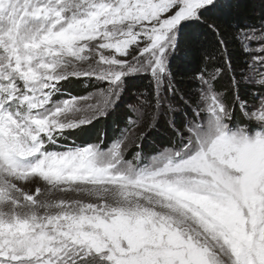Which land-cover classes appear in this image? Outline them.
Here are the masks:
<instances>
[{"label": "snow or ice", "instance_id": "1", "mask_svg": "<svg viewBox=\"0 0 264 264\" xmlns=\"http://www.w3.org/2000/svg\"><path fill=\"white\" fill-rule=\"evenodd\" d=\"M241 8L0 0V264H264V138L228 134L264 124V13Z\"/></svg>", "mask_w": 264, "mask_h": 264}, {"label": "rangeland", "instance_id": "2", "mask_svg": "<svg viewBox=\"0 0 264 264\" xmlns=\"http://www.w3.org/2000/svg\"><path fill=\"white\" fill-rule=\"evenodd\" d=\"M74 91H79V89H73ZM136 103V96H133L130 98L128 102H126V99H122L120 102L119 107L117 108L116 112H114L107 120H102L99 123L95 125V127L90 128L89 131L81 138L88 141H94L97 138L98 133L101 131H104L107 133L108 137L111 138L115 133V128L117 122L123 121L124 117L121 113H125L127 115L128 112V105ZM118 117L119 120L117 122L114 121V119ZM239 123L240 126L244 127L245 132L244 135L247 137V139L251 142L254 141L259 135L260 137L264 138V124L256 123L255 121H247L244 118H242L239 114V112L236 113V120L233 121V124L230 126L231 130L228 132L229 135H232L237 131L235 125ZM165 130L160 129L157 134L165 135ZM152 146V144H151ZM150 145L145 146V152H149L154 148V146L151 147Z\"/></svg>", "mask_w": 264, "mask_h": 264}, {"label": "trees", "instance_id": "3", "mask_svg": "<svg viewBox=\"0 0 264 264\" xmlns=\"http://www.w3.org/2000/svg\"><path fill=\"white\" fill-rule=\"evenodd\" d=\"M242 8H241V22L246 24H259L262 13H264V4L261 3V0H241ZM177 71H180V67L178 66ZM144 87V82L140 80L132 81L128 85V91L123 96V99H126V102L130 100L133 96H136V92L138 90H142ZM123 116H126L125 113H121ZM119 120L118 117L114 119L115 122ZM162 130L165 128L162 126ZM167 134L165 135L153 133L146 145L152 144V146L157 147L160 143L166 140ZM151 146V147H152Z\"/></svg>", "mask_w": 264, "mask_h": 264}]
</instances>
